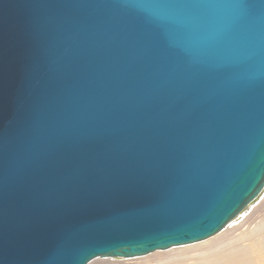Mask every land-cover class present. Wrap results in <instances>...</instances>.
Listing matches in <instances>:
<instances>
[{
  "label": "water",
  "instance_id": "1",
  "mask_svg": "<svg viewBox=\"0 0 264 264\" xmlns=\"http://www.w3.org/2000/svg\"><path fill=\"white\" fill-rule=\"evenodd\" d=\"M264 193V0H0V264L207 240Z\"/></svg>",
  "mask_w": 264,
  "mask_h": 264
},
{
  "label": "rangeland",
  "instance_id": "2",
  "mask_svg": "<svg viewBox=\"0 0 264 264\" xmlns=\"http://www.w3.org/2000/svg\"><path fill=\"white\" fill-rule=\"evenodd\" d=\"M252 210L239 217L224 236L218 239L213 236V241L157 250L134 258H98L92 264H264L263 196Z\"/></svg>",
  "mask_w": 264,
  "mask_h": 264
},
{
  "label": "bare ground",
  "instance_id": "3",
  "mask_svg": "<svg viewBox=\"0 0 264 264\" xmlns=\"http://www.w3.org/2000/svg\"><path fill=\"white\" fill-rule=\"evenodd\" d=\"M262 196L264 197V193L255 201V202H253L251 205H249V207L242 213V217L247 213V210L249 211V210H251V208H253V210H255V208L257 207V205L261 202V198H262ZM253 210L251 211V212H253ZM240 216V217H241ZM239 218V217H238ZM238 218H236V219H233L231 222H230V224L229 225H227L226 226V228L224 229V230H222L221 232H219L218 233V235L216 234V237H217V239H218V236L219 237H222V236H224V234H226V233H224V232H226L225 230H229L231 227H233L235 224H237V222H235V221H237L238 220ZM214 238V237H213ZM213 238H209V239H207V241L208 240H215V238L213 239ZM174 249V248H173ZM101 259V258H100ZM119 259V258H118ZM95 260H97V259H95ZM94 260V261H95ZM94 261H92L90 264H92ZM104 262V261H103Z\"/></svg>",
  "mask_w": 264,
  "mask_h": 264
}]
</instances>
